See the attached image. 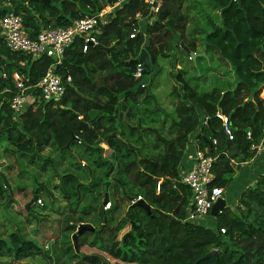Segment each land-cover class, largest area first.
<instances>
[{
  "label": "trees",
  "instance_id": "obj_1",
  "mask_svg": "<svg viewBox=\"0 0 264 264\" xmlns=\"http://www.w3.org/2000/svg\"><path fill=\"white\" fill-rule=\"evenodd\" d=\"M114 1L49 0L45 4L40 0H10L9 8L21 17L29 37L35 38L43 28L67 27L83 16L96 15ZM189 1L195 0H163L156 16L149 13L143 0H128L114 9L108 20L97 26L96 40L102 48L77 38L56 66L62 78L65 74L70 78L64 82L62 99L36 101L17 120L7 103L15 91L12 74L19 73L25 85L33 87L53 61L11 52L0 37V140L20 155L40 154L46 147L70 153L78 148L88 159L96 154L92 164L104 170L102 190L106 193L114 181L128 204L120 225L113 229L110 246L93 248L96 252L91 255L83 252L80 264H264V174L239 194L232 208L225 207L215 216L216 228L211 229L202 225L201 219L186 220L191 191L180 183L177 172L188 136L204 119L206 124L195 140L200 149L215 157L209 187L226 190L234 166L253 157L250 145L259 142L264 128V96L260 97L264 94V0H240V5L236 0H205L214 10L229 7L219 15L224 28L218 23L215 32L199 43L188 40L184 31L187 15L182 9ZM9 8L0 9V18ZM196 30L204 33L202 28ZM173 42L188 58L185 48L195 53L217 52L231 64L235 82L202 93L185 80V71L177 70L179 88L171 92L175 102L169 133H164L167 123L163 122L160 128L142 129L141 119L137 124L132 120L139 106L151 104L141 113L158 116L159 111L148 85H141V79L134 76L137 64L143 63L141 51L148 55L151 65L149 71L143 70L146 77L156 68L158 58L170 57ZM160 111L166 118L171 115ZM223 115L228 117L232 140L220 133ZM108 149L110 158L104 156ZM75 157L77 163L81 161L79 155ZM2 177L0 199L9 190ZM62 177L64 181L73 179L69 174ZM64 189L60 187L67 197ZM138 196L149 206L150 214L131 206ZM93 202L87 207L94 209L97 219L102 218L101 225L89 232L95 234L96 242L106 232L107 217L106 212L99 217L100 201L94 197ZM81 214L88 212L83 209ZM65 229L71 234L75 225ZM9 239L17 256L34 254L25 249L31 248V243L25 246L16 233H10ZM212 250L217 254H209Z\"/></svg>",
  "mask_w": 264,
  "mask_h": 264
},
{
  "label": "rangeland",
  "instance_id": "obj_2",
  "mask_svg": "<svg viewBox=\"0 0 264 264\" xmlns=\"http://www.w3.org/2000/svg\"><path fill=\"white\" fill-rule=\"evenodd\" d=\"M199 1V3L196 0L189 1L182 9L187 15L184 28L186 37L198 43L204 39V33H199L196 29L202 28L203 32L204 30L209 32L210 21L217 26L218 23L221 24L220 11L214 10L205 0ZM139 25L143 26L141 21ZM174 48L170 58H158L156 75L148 83V92L158 105V116L149 115L146 111L141 113L142 109L151 106V104H143L139 106L140 111L138 114L135 112V117L132 119L134 124L141 119L142 129L150 126L153 129L160 128V123L163 122L167 123L164 125V133H169L168 127L170 119L174 118L172 111L175 102L171 92L179 88L174 78L177 69L185 71V80L202 93L210 91L212 87L227 88L235 82L231 64L222 60L217 52H204L207 60L198 58V66L194 67L193 62L191 63L182 49L176 46ZM154 71L155 69L152 73ZM263 96L264 94H260V97ZM160 109L171 115L168 118L164 117ZM152 118L155 119L153 122ZM150 139L147 143H150ZM72 152L46 147L40 154L20 155L10 145L0 140V174L9 185L8 192L0 199V240L3 243H0V264H80L83 252L91 255L93 251L96 252L95 249H107L110 246L113 229L120 225L127 202L114 181L110 183L106 193L102 190L100 177L104 170L97 169L92 164L96 154L88 159L89 157L80 153L78 148L73 149ZM76 155L81 157L78 163ZM111 155L110 150L104 152L106 158H110ZM68 174L72 175L73 179L64 181L62 176ZM34 187L37 193L36 200L39 198L42 206L37 205L35 201L26 209L25 206L34 197ZM60 187H65L67 197L63 196ZM105 195L110 198V208L106 212V232L102 234V240L93 242L95 234L86 232L79 239L81 241L79 250L75 251L71 235L80 223H89L95 228L101 225L102 218L97 219L94 209L87 206L93 202L94 197L101 203ZM83 209L88 214H81ZM209 217L212 218L210 220L215 218L206 215L201 221ZM202 222L201 224L206 227L207 225ZM66 225H75V231L70 234L71 231L65 229ZM215 226L213 222L209 225L211 229ZM13 232L20 241H25V246L31 243L32 247L25 249L34 254L23 257L15 254L16 250L11 248L9 239V234ZM7 247L9 248L6 249ZM99 250L97 251L100 252Z\"/></svg>",
  "mask_w": 264,
  "mask_h": 264
},
{
  "label": "built area",
  "instance_id": "obj_3",
  "mask_svg": "<svg viewBox=\"0 0 264 264\" xmlns=\"http://www.w3.org/2000/svg\"><path fill=\"white\" fill-rule=\"evenodd\" d=\"M127 1L115 0L112 5L106 6L96 15L83 16L74 20L67 27L43 28L35 38H31L23 27L21 17L9 8L10 0H2L1 8H9L0 18V37L4 40L6 47L11 52L28 54L34 59L45 56L53 61L33 87L26 86L24 78L19 73L12 74L15 91L7 103L14 119L17 120L24 113L26 107L36 103V101L48 103L50 101L59 102L62 99L65 92L64 82L68 83L70 78L68 76L62 78L55 68L61 63L66 49L77 38L82 39L86 44H97L96 34L99 32L97 26L100 23H105L108 20V14ZM143 1L147 5L149 13L154 16L157 15L163 2V0ZM143 70V64L139 63L134 72V76L141 79V85L145 84ZM5 75V73L2 74L3 77ZM2 102H0V106ZM220 119L223 135L228 140H232L228 117L223 115ZM205 124L206 119L202 121V126ZM246 136L250 138V132H247ZM212 143L216 144V139H212ZM250 150L253 152L252 158L264 156V128L259 142L251 144ZM188 158L192 161L191 166L187 168L178 167L177 172L180 183L187 186L191 191L186 220L195 222L208 215L211 206L218 198L223 197L224 191L217 186L209 187L214 156L207 154V150L196 149L193 153L188 154ZM140 199L141 197L138 196L137 199L131 201V204ZM36 204L42 206V201L38 198ZM109 208L110 202L104 206L105 210ZM221 232H224V229H221Z\"/></svg>",
  "mask_w": 264,
  "mask_h": 264
},
{
  "label": "crops",
  "instance_id": "obj_4",
  "mask_svg": "<svg viewBox=\"0 0 264 264\" xmlns=\"http://www.w3.org/2000/svg\"><path fill=\"white\" fill-rule=\"evenodd\" d=\"M1 2H2V0H0V9H1ZM139 20H142V19H139ZM174 42L169 45V51L171 52L170 57L172 56V52L175 49L174 48V46H175ZM198 58H200V57H198ZM198 58L196 59L197 61H198ZM190 61L192 63V59ZM197 66L198 65L196 62V67ZM177 70H180V69H177ZM155 75H156V68H155V71L152 73V75L144 77V81H145L144 85H148V83L152 80V78ZM174 78H175V74H174ZM175 83L178 84L176 80H175ZM201 127H202V121L200 122V124L196 128V130L188 136L186 147L184 149V152L182 154V158H181L180 163L178 164V167L182 166V167L187 168V167L191 166L192 161L188 158V154L193 153L196 149H200L199 146L197 145L195 138L197 137L198 134H200ZM201 150H203V149H201ZM204 150H206V149H204ZM234 168H235V173H234L233 179L231 180L228 188L226 190H224V192H223V198L226 200V207H231V208L237 203L239 194L243 190H245L247 187L252 186L255 179L259 175L264 174V156L260 155L256 158H251L250 160H248L246 162L236 164L234 166ZM108 200H109V198H108ZM126 208H128V204L126 205ZM107 211L108 210H106L105 212H107ZM210 219H212V218L209 217V218H207V220H205L203 222L201 221L202 220L201 219L199 222L206 224L207 225L206 227H209L211 222H213L216 225L215 218H213V220H215V222L213 220H210ZM215 228H216V226L213 227L212 229H215Z\"/></svg>",
  "mask_w": 264,
  "mask_h": 264
},
{
  "label": "water",
  "instance_id": "obj_5",
  "mask_svg": "<svg viewBox=\"0 0 264 264\" xmlns=\"http://www.w3.org/2000/svg\"><path fill=\"white\" fill-rule=\"evenodd\" d=\"M40 1H42L45 4H48L49 3V0H40ZM236 1L240 5V0H236ZM228 7L229 6L221 9L219 15L222 16L223 11L226 10ZM210 23H211V31L210 32H207V31L204 30V40L207 39V36H208L209 33L215 32V30L218 28V26L215 25L213 23V21H210ZM221 24H222V27L224 28V22H223V20L221 21ZM93 46H95L97 48H102V46L99 45V44H95ZM185 51L187 53H189V57H190V59H192V62H193L194 67H196V59L198 57H203L205 60H207V56H206V54L204 52H201V53L190 52L188 50V48H185ZM141 56H142V59H143V67H144V69L147 70V71H149L150 68H151V65H150V61H149L148 55L145 53L144 50L141 51ZM66 76L67 75L65 74L64 75V78H66ZM220 133L223 135V133H222L221 130H220ZM2 180H3L4 183L6 182V180H5L4 177H2ZM36 198L37 197L34 196L27 203V205L25 206V208L28 209L29 205L30 204H33L36 201ZM107 202H109V200H108L107 195H105L104 198H103V200H102V202L97 207V211H98L99 217H103L104 216V213H105L104 206L106 205ZM131 206L141 207V208H143L147 212V214H150V212H151L149 206L142 199L135 201ZM225 207H226V200L223 197H220L211 206L210 211H209V214L211 216L215 217ZM93 231H94V227L91 224H89V223H81V224L78 225V227L76 228V231L71 235L72 244H73V247H74L75 251L77 250V238L79 236L83 235L86 232H93ZM209 254H214L215 255V254H217V252L215 250H212V251H210ZM206 256L207 255H205L203 258H205Z\"/></svg>",
  "mask_w": 264,
  "mask_h": 264
},
{
  "label": "clouds",
  "instance_id": "obj_6",
  "mask_svg": "<svg viewBox=\"0 0 264 264\" xmlns=\"http://www.w3.org/2000/svg\"><path fill=\"white\" fill-rule=\"evenodd\" d=\"M143 64V63H142ZM132 205V204H131ZM106 211V210H105ZM208 215H210L209 213H208ZM78 227V226H77Z\"/></svg>",
  "mask_w": 264,
  "mask_h": 264
}]
</instances>
